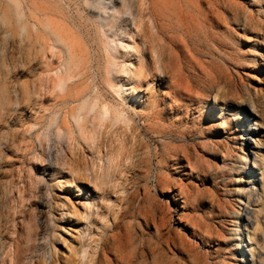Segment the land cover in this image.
<instances>
[{
  "label": "rangeland",
  "instance_id": "374dc122",
  "mask_svg": "<svg viewBox=\"0 0 264 264\" xmlns=\"http://www.w3.org/2000/svg\"><path fill=\"white\" fill-rule=\"evenodd\" d=\"M32 1L85 55L60 91L64 53L0 0V264H264V0H105L137 16L142 87L121 49L107 72L83 0ZM86 95L122 102L132 129L106 119L88 147L68 117Z\"/></svg>",
  "mask_w": 264,
  "mask_h": 264
},
{
  "label": "bare ground",
  "instance_id": "6f19581e",
  "mask_svg": "<svg viewBox=\"0 0 264 264\" xmlns=\"http://www.w3.org/2000/svg\"><path fill=\"white\" fill-rule=\"evenodd\" d=\"M8 1H9L8 2L9 5L13 7V11L17 16V19H19L21 16L23 17L28 15L30 19L29 21L32 22L31 25L32 27L35 26L38 27L37 25H39V28L42 30V32H44L45 40H46L45 42L49 46V50L51 54H59L60 56L62 52L64 53L65 55L64 66L60 67L61 68L60 70H57L56 67L51 69V71L56 69L55 72L56 76L60 75V73L64 74L63 77L59 76V80L55 85L60 91H64L67 87L68 80L72 78L71 68L75 62L74 61L75 58H81L82 56L85 55V51L79 47L80 42L64 26V24L59 19H57L55 8L52 4H44L37 6L35 3H33L32 0H8ZM83 1L92 8V13H93L92 17L94 20V26L96 28V34L98 35L100 42L101 53L103 57L106 59V63L107 64L109 63V65L106 66L107 72L111 73L114 69L116 72H118V68L115 67L116 65L114 66L115 67L114 68L110 64L111 62L110 59L112 56L113 57L116 56V54L119 53V49H121L120 52L123 54V56L125 57L133 56V60H131L128 63L123 62V65L121 64L122 66L119 67L120 72H123L124 74L123 78H125L126 80H131L128 83H130L132 87L135 86L142 87L141 73H142V67L144 66H142L143 56L141 51L139 50L140 45L138 44L136 38L137 31L139 30L137 24V16L132 15L134 24L133 27H129L127 26V24L123 23V18H122L123 11L117 8V6H115V4L112 1L110 2H107L105 0H83ZM37 15H41L42 17L39 18ZM119 22L121 23V26L118 29ZM27 23L26 22L23 23L22 27H25ZM111 60H114V58ZM105 74L109 76L107 73ZM126 84L127 83H124V86ZM114 87L116 88V86ZM124 90H127V88L124 87ZM100 98L98 97V95H94V96L86 95L83 97H79L75 100H72L74 102L75 101L78 102L77 104L78 109L76 110V112L74 113L70 112L68 114L69 120L72 122L74 126V131L77 136L76 138L84 142V144H86L91 149L97 147L96 136L98 132V127L106 119H109L110 122L115 124L117 122H120V128H122V131L124 133L130 131L133 126L132 125L133 116H131L130 109H128V107H126L122 102L120 104V107L111 106L109 104H103L101 102L102 99L100 100ZM215 99H216V95H215ZM88 114L92 115L91 122L93 124L92 129L89 132L84 130L85 129L84 123L86 121V118H88ZM68 133L69 134L72 133V129H70V127H68L67 125L59 129V136ZM243 135L244 133L242 132L240 137L243 138ZM121 155L122 154L120 153V161L117 158L119 156V153H116L111 157H107L104 161L100 159L101 161L100 164L98 165L96 164V166H94V163H92V167H91L92 171L90 173V176L92 177V173L94 174L93 177L95 182H98L100 179H107V178L112 179L115 177V173L116 171H119L118 169L121 165ZM245 156L246 155H242V159H241L244 163L247 160ZM251 180L252 178L250 177L247 180V182H250Z\"/></svg>",
  "mask_w": 264,
  "mask_h": 264
}]
</instances>
